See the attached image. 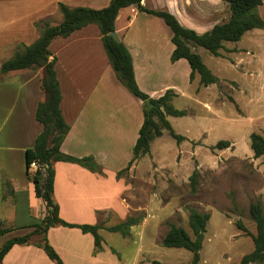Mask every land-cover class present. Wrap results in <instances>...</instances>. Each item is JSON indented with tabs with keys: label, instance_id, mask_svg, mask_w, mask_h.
<instances>
[{
	"label": "crops",
	"instance_id": "0c3cea01",
	"mask_svg": "<svg viewBox=\"0 0 264 264\" xmlns=\"http://www.w3.org/2000/svg\"><path fill=\"white\" fill-rule=\"evenodd\" d=\"M110 1L18 0L13 2L14 5L4 3L0 9V47L15 51L22 45L32 43L39 36V28L34 23L49 19L55 12L58 14L59 23L62 15L57 4L60 2L71 7L101 8ZM219 1L228 8L226 2ZM148 2L150 0H141L142 5L154 8ZM192 2L200 6L193 9L199 17L205 18L208 26L201 27L190 18L184 17V12ZM161 4L159 9L169 10L181 24L199 33L221 22L220 15L215 12L209 0H161ZM263 6L264 0L258 7V13L262 17ZM123 9L115 19V31L131 55L137 85L151 97H159L168 89L176 93L174 98L178 97L183 92L178 82L188 86L192 81L189 80V64L184 58L170 61L174 45L170 40L169 27L161 18L155 16L161 20L156 21L166 25L164 27L169 32L164 30V39H153L156 47L144 45L140 38L150 37L152 33L158 36L161 33L129 30L127 25L133 24L140 12L135 10L127 19V13H123ZM227 17L228 12L225 19ZM117 21L122 22L120 27ZM263 31L264 28H253L243 36L247 33L259 36ZM101 38L98 26L90 23L67 37L54 38L49 44V58L56 57L55 71L62 95L61 112L70 126L60 149L66 154L78 157L91 155L105 169V173L101 175L76 163L54 162L53 198L58 205L59 216L71 223H96L98 215L109 209L126 213L123 193L127 185L116 177L124 163L119 165L114 156L120 149H132L143 122L142 101L117 79ZM255 49H248L250 56L255 54ZM239 61L241 59L236 60L235 64L238 65ZM41 75V68L0 73V223L1 227L11 229L0 235V247L7 239L28 232L23 230H32L29 225L45 214V204L35 195L25 163V151L33 146L42 129L35 117L36 107L44 99L40 88ZM121 96L128 98V105H121ZM5 180L10 182L12 190L4 191ZM46 237L63 264L118 263L117 259H106L103 256L104 246L95 253L93 236L83 233L79 228L53 226L47 230ZM1 264L55 262L41 247L30 243L14 244L4 255Z\"/></svg>",
	"mask_w": 264,
	"mask_h": 264
},
{
	"label": "rangeland",
	"instance_id": "374dc122",
	"mask_svg": "<svg viewBox=\"0 0 264 264\" xmlns=\"http://www.w3.org/2000/svg\"><path fill=\"white\" fill-rule=\"evenodd\" d=\"M16 1L0 0V9L4 3L14 5ZM209 2L220 15V21L225 20L228 8L219 0ZM148 5L158 9L162 4L161 0H150ZM193 8L196 10L200 6L192 2L184 17L201 27L208 26L205 18L199 17ZM135 10L129 7L122 12L127 13L129 19ZM58 19L55 12L46 20L52 25ZM156 19L159 18L140 12L133 24L127 26L129 30L161 33L140 38L144 45L156 47L153 39H164V30L169 32L164 27L166 25ZM121 21H117L119 27ZM223 45L218 57L203 47L193 48L218 77L217 83L203 86L198 76L188 86L178 82L183 92L171 103L177 109L186 110V114L168 115L167 119L173 130L185 139L177 143L164 130L161 136L152 140L150 153L133 161L130 167L127 162L131 148L120 149L114 156L119 165L124 163L121 169L125 170L116 177L127 185L123 193L126 213L109 209L98 215V222L103 226L99 233L106 259H117V264H151L153 260L164 264H189L192 252L165 247L160 242L170 223L190 232V208L210 214L198 264H239L241 256L252 251L251 237L236 223L240 221L254 233L255 224L248 215L249 203L260 200L264 207V154L254 157L249 139L252 132L264 137V31L259 36L247 33L239 41H228ZM250 47L255 49L253 56L247 52ZM13 51L0 47V63ZM238 59L241 61L236 65ZM119 100L123 106L129 104L125 96ZM219 140H229L231 145L213 149L211 146ZM192 175L196 180L194 188L191 187ZM141 213L143 218L130 228L127 237L106 229L129 215ZM24 231L30 232L31 229ZM40 237L32 235L30 241H37Z\"/></svg>",
	"mask_w": 264,
	"mask_h": 264
},
{
	"label": "trees",
	"instance_id": "16d2710c",
	"mask_svg": "<svg viewBox=\"0 0 264 264\" xmlns=\"http://www.w3.org/2000/svg\"><path fill=\"white\" fill-rule=\"evenodd\" d=\"M228 6L227 19L216 23L211 29L199 33L180 23L177 17L165 8H149L141 4V0H111L106 6L92 8L87 6H68L58 3L62 19L59 23L51 25L46 20L34 23L39 28V36L32 43L18 47L14 53L0 63V73L26 68H41L40 88L44 99L36 107V120L42 125L40 133L36 136L31 148L25 151L26 171L29 179L34 185L36 197H39L45 204V214L42 218L35 220L29 225L30 232L7 239L0 247V264L4 255L14 244H34L41 247L47 256L55 264H63L61 257L48 242L46 232L53 226H65L79 228L83 233H90L93 236L94 252L102 250V237L99 229L103 226L96 223H71L62 219L58 214V205L53 198L54 167L56 161L76 163L91 172L103 175L104 170L95 158L91 155L74 156L61 151L60 146L69 131V124L63 118L61 112V89L55 71L56 57L49 58L50 42L56 37H67L73 31L80 29L87 24L94 23L98 26L102 35V43L107 54L108 61L119 82L135 97L142 101L143 122L138 130V136L132 147V156L128 161V167L133 161L150 153L151 142L155 137L162 135L167 130L177 143L185 139L177 134L169 120L168 115L183 116L186 110L177 109L171 103L176 96L171 89L165 91L159 97H151L143 92L136 83L131 55L120 40L116 42L109 33L115 30V19L123 8L133 7L139 12L161 18L171 31L170 40L174 48L170 54V61L174 62L184 58L190 67L189 80L199 76V83L203 86L217 83L216 77L204 64L201 56L193 51L196 46L203 47L214 56H220V50L224 48V42L239 41L243 34L253 28H264V17L258 13V7L262 0H223ZM229 99L234 102L232 97ZM250 148L254 157L264 154V137L252 132L249 136ZM231 145L229 140H219L213 149H223ZM37 164V168L30 172L31 162ZM125 169L117 172V177ZM195 177L191 176V187L195 186ZM4 191L12 190L10 182H3ZM4 196V194H3ZM248 215L255 224V232H249L245 226L237 221V227L249 235L253 242L252 251L241 256L239 264H264V207L260 200L250 201ZM144 214L138 216L129 215L118 224L111 225L106 229L110 232H117L123 237L130 235V228L140 223ZM210 214L201 212L194 208L188 211V226L190 232L181 226L170 223L167 231L161 239V245L165 247L184 248L192 252L189 264H198L200 250L207 221ZM10 228L1 227L0 235L10 231ZM32 235H41L37 241H30ZM113 253H116L111 249ZM151 264H164L153 260Z\"/></svg>",
	"mask_w": 264,
	"mask_h": 264
},
{
	"label": "water",
	"instance_id": "95a60500",
	"mask_svg": "<svg viewBox=\"0 0 264 264\" xmlns=\"http://www.w3.org/2000/svg\"><path fill=\"white\" fill-rule=\"evenodd\" d=\"M109 35L116 41L119 42L121 40L119 34L114 30L109 33Z\"/></svg>",
	"mask_w": 264,
	"mask_h": 264
},
{
	"label": "built area",
	"instance_id": "2783aa9c",
	"mask_svg": "<svg viewBox=\"0 0 264 264\" xmlns=\"http://www.w3.org/2000/svg\"><path fill=\"white\" fill-rule=\"evenodd\" d=\"M36 168H37V164L34 161L31 162L30 167H29V170L34 171Z\"/></svg>",
	"mask_w": 264,
	"mask_h": 264
}]
</instances>
